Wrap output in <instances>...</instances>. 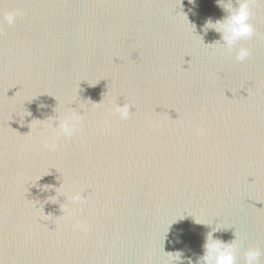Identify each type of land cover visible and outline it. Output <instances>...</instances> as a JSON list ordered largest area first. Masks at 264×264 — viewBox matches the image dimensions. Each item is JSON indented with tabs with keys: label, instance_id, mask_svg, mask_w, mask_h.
Segmentation results:
<instances>
[{
	"label": "water",
	"instance_id": "95a60500",
	"mask_svg": "<svg viewBox=\"0 0 264 264\" xmlns=\"http://www.w3.org/2000/svg\"><path fill=\"white\" fill-rule=\"evenodd\" d=\"M225 15L216 0H0V264L195 262L210 230L195 221L264 264V42L241 41L243 62L212 45L203 25ZM73 113L80 130L45 148Z\"/></svg>",
	"mask_w": 264,
	"mask_h": 264
},
{
	"label": "clouds",
	"instance_id": "9594fccd",
	"mask_svg": "<svg viewBox=\"0 0 264 264\" xmlns=\"http://www.w3.org/2000/svg\"><path fill=\"white\" fill-rule=\"evenodd\" d=\"M189 4H195V0H188ZM264 2V0H261ZM255 0H216V4L226 14L223 18L213 21L209 18L203 25L202 31L206 34L208 31H215L220 35V40L212 45H219L221 51H235V58L238 62L247 60L251 52L246 47L237 46L241 41L251 40L256 31L251 23L253 16L252 5ZM21 15L20 11L5 13L4 20L9 26H12L16 17ZM99 104V103H94ZM41 107H44L41 105ZM131 106L124 104L123 106L115 105V113L121 119H128L131 115ZM82 117L73 113L64 117L62 120L54 122L53 140L45 141L44 147L50 151H55L58 145L54 140L60 136L71 138L80 130ZM74 201L83 199L82 194H76L72 197ZM198 225L208 227L210 230L205 234L203 255L197 257L196 261L185 258L184 253L180 250L175 252L165 253L169 258V264H184L187 259V264H238L239 245L236 243V237L231 242L223 241L216 237V233L221 231V228L202 222L195 221ZM77 230H86V225L77 224L74 226ZM244 264H259V259L262 255L261 251L256 248H249L244 253Z\"/></svg>",
	"mask_w": 264,
	"mask_h": 264
}]
</instances>
